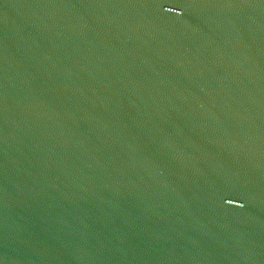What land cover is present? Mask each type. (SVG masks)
Returning <instances> with one entry per match:
<instances>
[{"label":"clouds","instance_id":"9594fccd","mask_svg":"<svg viewBox=\"0 0 264 264\" xmlns=\"http://www.w3.org/2000/svg\"><path fill=\"white\" fill-rule=\"evenodd\" d=\"M239 207H241V208H242V207H244V205L241 203V204H239Z\"/></svg>","mask_w":264,"mask_h":264}]
</instances>
